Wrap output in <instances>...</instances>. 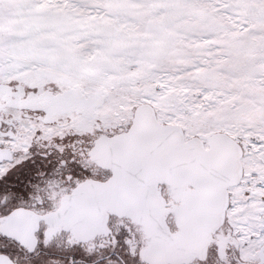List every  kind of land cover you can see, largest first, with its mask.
<instances>
[{
  "label": "rangeland",
  "instance_id": "374dc122",
  "mask_svg": "<svg viewBox=\"0 0 264 264\" xmlns=\"http://www.w3.org/2000/svg\"><path fill=\"white\" fill-rule=\"evenodd\" d=\"M0 77L102 88L108 123L146 101L188 137L244 141L229 213L264 240V190L245 185L264 183V0H0Z\"/></svg>",
  "mask_w": 264,
  "mask_h": 264
},
{
  "label": "flooded vegetation",
  "instance_id": "af4514ba",
  "mask_svg": "<svg viewBox=\"0 0 264 264\" xmlns=\"http://www.w3.org/2000/svg\"><path fill=\"white\" fill-rule=\"evenodd\" d=\"M65 88L39 89L0 77V264H264V240L255 248L243 240L229 213L231 195L203 257L150 262L149 232L115 213H108L100 230L79 238V230L67 226V198L79 183L112 175L89 150L99 136L125 131L131 119L102 120L97 108L103 102L92 113L68 110L56 97ZM161 187L170 207L174 201ZM164 219L170 232L176 231L170 211Z\"/></svg>",
  "mask_w": 264,
  "mask_h": 264
},
{
  "label": "water",
  "instance_id": "95a60500",
  "mask_svg": "<svg viewBox=\"0 0 264 264\" xmlns=\"http://www.w3.org/2000/svg\"><path fill=\"white\" fill-rule=\"evenodd\" d=\"M105 96L102 88L89 94L78 84L56 95L68 110L83 113H92ZM246 152L244 141L223 131L188 137L180 124L161 122L155 107L142 101L125 131L94 140L90 158L112 175L79 183L65 203L67 226L85 238L103 227L108 213L126 215L151 236L148 261L203 257L211 233L227 214L229 189L243 183ZM161 186L174 201L170 207H165ZM168 211L174 215V232L164 219Z\"/></svg>",
  "mask_w": 264,
  "mask_h": 264
},
{
  "label": "built area",
  "instance_id": "2783aa9c",
  "mask_svg": "<svg viewBox=\"0 0 264 264\" xmlns=\"http://www.w3.org/2000/svg\"><path fill=\"white\" fill-rule=\"evenodd\" d=\"M245 185L247 187H250V188H253L255 190H264V183L262 182H254V181H251V180H246L245 181ZM237 222H244V221H241V219H238L236 220Z\"/></svg>",
  "mask_w": 264,
  "mask_h": 264
}]
</instances>
